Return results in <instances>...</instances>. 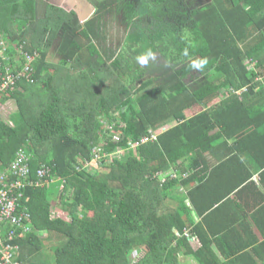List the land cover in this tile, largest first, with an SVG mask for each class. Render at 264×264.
<instances>
[{"label": "trees", "instance_id": "obj_1", "mask_svg": "<svg viewBox=\"0 0 264 264\" xmlns=\"http://www.w3.org/2000/svg\"><path fill=\"white\" fill-rule=\"evenodd\" d=\"M40 1L0 0V40L15 42L20 33L38 53L31 80L0 91V107L10 100L18 106L12 122L0 114V174L23 150L33 175L44 162L67 181L64 191L27 190L33 232L20 241L23 264H50L41 256L45 242L54 244L52 264H183L182 257L264 264L245 262L244 246L224 248L231 240L224 230L213 239L205 232L223 198L194 203L196 195L210 197V171L223 163L224 144L245 118L241 96H263L264 103V0H211L199 8L146 0L145 10L88 0L95 12L84 24L76 3L64 6L68 12L50 3L61 0L41 1L39 16ZM121 11L124 34L115 46L109 39ZM59 33L62 57L53 63ZM149 50L169 67L161 76L173 80H143L145 70L131 59ZM203 60V69L192 67ZM6 64L0 56V84ZM195 70L203 79L192 86L185 79ZM195 106L202 110L188 117ZM95 148L102 149L96 165ZM59 195L70 220L52 218Z\"/></svg>", "mask_w": 264, "mask_h": 264}, {"label": "crops", "instance_id": "obj_2", "mask_svg": "<svg viewBox=\"0 0 264 264\" xmlns=\"http://www.w3.org/2000/svg\"><path fill=\"white\" fill-rule=\"evenodd\" d=\"M41 1L46 2L47 0ZM70 1L72 0L51 1L50 3L62 6L70 12L71 9L67 10L68 8L64 7ZM92 8L95 10L88 0L77 1L75 6L77 19L80 18V21L84 23L87 22L89 19L86 15ZM58 35L62 36L61 33ZM262 99L263 96L251 98L241 96L244 103L241 114L245 118L238 122L234 128L236 129L235 134L224 144V152L221 154L225 157L222 159L223 163L216 162V167L210 171L211 184H208L209 186H206L204 190L207 192V189H210L211 195L207 198L203 196L204 194L196 195L194 200L195 204L205 205L223 198L221 203L218 202L219 205L215 206V210L218 211L211 225H208L209 222L207 224L204 222V230L210 234L211 239L217 236L213 234L214 231L220 230L219 236L224 230V234L229 235L231 240L227 243L223 242L226 243L223 247L237 249L244 246L246 251L242 253L245 256L249 255L244 259L248 263L264 262V103L261 102ZM251 103L256 106H251ZM256 108L258 111L254 112ZM186 113L188 117L196 114L190 115L189 110ZM213 163L214 160L211 162L212 166ZM194 186L197 185L194 184ZM193 213L196 215L197 212ZM213 243V248L221 254L220 243ZM193 245L198 247L200 243L194 242ZM255 248H258L257 252ZM186 259L196 262L191 257H186Z\"/></svg>", "mask_w": 264, "mask_h": 264}, {"label": "built area", "instance_id": "obj_3", "mask_svg": "<svg viewBox=\"0 0 264 264\" xmlns=\"http://www.w3.org/2000/svg\"><path fill=\"white\" fill-rule=\"evenodd\" d=\"M19 38L12 43L0 40V56L5 64L7 61L5 67L8 73L7 79L0 84V91L16 89V83L19 80H31L30 76L34 72L33 66L38 53L29 50L30 44L21 38L20 33ZM11 47L14 49L13 56L9 54ZM130 145L136 148L139 143H130ZM101 151L100 148L93 150L95 165L101 157L99 155ZM30 160L29 153L20 150L11 165L0 174V264H23L20 241L33 232L30 214L24 204L27 190L48 188L54 185L59 191H64L66 187V179L56 174L51 164L42 162L36 174L33 175ZM172 175L175 177L174 173ZM52 218L62 217L52 215Z\"/></svg>", "mask_w": 264, "mask_h": 264}, {"label": "rangeland", "instance_id": "obj_4", "mask_svg": "<svg viewBox=\"0 0 264 264\" xmlns=\"http://www.w3.org/2000/svg\"><path fill=\"white\" fill-rule=\"evenodd\" d=\"M40 1V0H39ZM77 1H80V0H72L70 1V3L72 4H75ZM82 1V0H81ZM188 5H190V8L193 7V8H199V7H202L203 5H206L208 3H210L211 0H184ZM41 2V1H40ZM133 3L134 4V7L136 6L137 7V10L138 9H148L149 6H148V3L146 2V0H119V3H118V6L119 5H124L125 3ZM43 4L39 3L38 5V15L39 16H43V9H44V6H42ZM90 10V9H89ZM90 13H88L86 15V17L88 19H90L95 10L92 8L90 11ZM124 11H121L119 14L116 15V22H118V25L119 27L118 28H114L113 30V34H111V38L109 39V43H113V42H116L115 46L117 45V40H118V37L120 35H123V29L124 27H120V21L122 20V15H123ZM145 18V17H144ZM78 21H80V18L77 19ZM80 24H84L83 21H80L79 22ZM146 23H144L145 25ZM62 40H63V36H57L54 40V43L52 44V47L50 49V54H49V57H48V60L50 62H53V63H56L58 62L61 57H62V54H61V50H60V45L62 43ZM87 53V52H86ZM88 55V54H87ZM130 58V57H129ZM132 60V64L135 65V66H140V68L144 69L145 70V75H144V79L146 78H149V77H152V78H157V77H160V78H163V81H168L170 78H172L171 80H173V75L171 76H161L163 73H166L169 71V67L164 63L163 59L158 55V54H155V59H152V58H149V61L147 64L145 65H141L137 59L136 60ZM174 73V72H173ZM196 79H203V77H201V75L197 72V70L195 71H192L191 74L188 75V77L185 79V82L188 83V84H192V86H196ZM202 110L201 107L199 106H195L194 108H192L191 110H189L190 112V115H192V113H197L198 111ZM18 112V106L16 104V102L14 100H10L8 102H6L4 105H2L0 107V114H1V117L7 121V122H12L11 118L14 117V115ZM108 122H105V125L108 127L109 124H107ZM112 125V124H111ZM171 125V124H170ZM119 154H122L119 153ZM99 167V166H98ZM60 195L55 198V200L52 202V215L54 217H57L58 215H60V217H62L63 219L65 220H70V216L69 214L65 211V208H62L61 207V202H60ZM175 203V202H174ZM173 203V204H174ZM61 212H63V214H61ZM46 244V250H43L41 252V256L44 258L45 255L48 256L47 260L49 261L50 264H52L53 262V254H52V246L54 245L53 243H48V242H45ZM40 254V253H39ZM37 255H35L33 258L35 259ZM40 257L37 256L36 259H38ZM182 263L183 264H196V262L190 260V259H186V257H182Z\"/></svg>", "mask_w": 264, "mask_h": 264}, {"label": "clouds", "instance_id": "obj_5", "mask_svg": "<svg viewBox=\"0 0 264 264\" xmlns=\"http://www.w3.org/2000/svg\"><path fill=\"white\" fill-rule=\"evenodd\" d=\"M149 58L155 59V54L151 52L150 50L147 53L138 56L136 59L141 65H145L148 63ZM206 64H207L206 60L194 61L192 64V67L197 68V69H203Z\"/></svg>", "mask_w": 264, "mask_h": 264}]
</instances>
